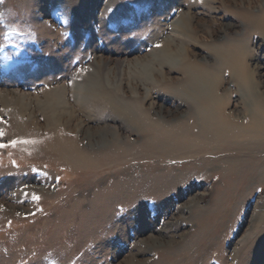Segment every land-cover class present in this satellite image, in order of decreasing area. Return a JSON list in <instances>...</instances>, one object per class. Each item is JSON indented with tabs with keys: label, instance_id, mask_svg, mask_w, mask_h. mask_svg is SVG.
<instances>
[{
	"label": "rangeland",
	"instance_id": "rangeland-1",
	"mask_svg": "<svg viewBox=\"0 0 264 264\" xmlns=\"http://www.w3.org/2000/svg\"><path fill=\"white\" fill-rule=\"evenodd\" d=\"M223 1L0 0V264H264V132L238 150L215 137L146 143L127 118L77 103L95 91L166 126L187 106L158 99V77L182 76L161 48L211 61L216 27L222 48L250 37L259 59L246 68L264 96V34L247 36L252 23L233 14L257 18L264 0ZM237 94L227 113L240 111Z\"/></svg>",
	"mask_w": 264,
	"mask_h": 264
},
{
	"label": "bare ground",
	"instance_id": "bare-ground-1",
	"mask_svg": "<svg viewBox=\"0 0 264 264\" xmlns=\"http://www.w3.org/2000/svg\"><path fill=\"white\" fill-rule=\"evenodd\" d=\"M238 1L239 0H224L223 5L226 8H230V6H236L238 8ZM263 9L261 10L262 14L257 16V18L253 17L251 12L243 9V11L237 10L233 13L236 16L249 19V21L252 23L251 27H248V30H245V34L247 32V36L250 33L252 37L256 32L264 34ZM182 22L185 25L181 27L180 32L182 33V37L183 34L188 36L192 35L185 20H182ZM196 29L197 28H194V30ZM224 29L228 28L224 26ZM217 30L218 29L216 27L212 28L209 34L208 32H205L208 35L207 38H211L213 42L211 44V49L213 50L212 53H214L212 54L214 59L211 61L207 55L190 51L188 49L190 44H186L188 47L187 49L186 47L181 49L179 46H176L177 48L172 50L170 48L171 45H164L161 48V52L165 56V60L161 62V65L165 64V62L174 61L176 67L170 69L167 66V69H170V73L172 71L174 72L173 69H179L182 76H180V79H178L175 77H170L168 76L169 74L165 73L158 77L160 80L159 85L156 87V90L159 94L158 99L161 98L163 101L165 99L166 101L168 100V102L170 100H175L178 107L181 105L183 107L187 106L186 111L183 112L182 115H173V117L170 118L172 121L169 120L165 124L166 126L159 123L157 124L154 121L148 122L145 111L141 109L138 110V108H134L131 110V112H128L122 107L120 108L111 105V100L109 98H105V96H102L101 94L97 95L95 91L93 92L95 95L93 94L94 96L92 99H79L77 103L85 110L87 108L93 107L96 112L98 111L99 115L101 114V118L107 120V123L111 122L114 124L115 121L121 117L127 118V120L132 123L133 130L135 129L139 134V139L146 141V143L154 141H160V143L164 141H171L172 143L178 144L181 142L184 143V141H186L195 144L197 141H206L215 137L214 140L216 139L215 141L219 142L220 144L225 143L227 146H237L238 148L236 150L239 148L244 149V147H242L243 145H248L253 148L255 145L253 140H257V137L262 135V132H264V96L259 94V92L254 89L255 86H253L251 83V78H254L253 76L256 74V71H249L246 68V65L248 62H257L259 59V54L255 51V48L253 49V42L249 40L250 37H244V35H242L240 32L237 33L236 37L231 40L229 44H227L225 47L223 46L224 48L220 47V44V46H216L214 43H218L221 39L220 36L218 37L217 35ZM189 38H191L192 41H196L195 38ZM206 43L207 42H205V44ZM205 46L207 45H204V48ZM115 61L113 59L110 60V58L104 59V63L106 65ZM171 64L173 67V63ZM227 81L237 85L235 91L230 88H226L225 90L221 88L224 87ZM244 84H248V86L246 85V89L250 87L248 93L243 90ZM132 85L134 86V84ZM135 87L140 89V86L138 85H135ZM236 93L239 94L240 105H242L240 107V111L234 109V112L227 113L226 110L231 103L232 95ZM163 94H167L166 97H160L163 96ZM94 99L95 103L92 104ZM110 108L115 113V115H110L108 117L106 112ZM132 112H135L137 119L131 116ZM158 114L162 115L165 113L162 112V109L160 108ZM88 116H90V113H88ZM62 117H58L57 120L60 121ZM67 122L70 123L69 121ZM65 127L66 126L62 128ZM118 127L120 128V125H118ZM54 128L59 129L57 126ZM82 128L83 133L85 132L84 134H88L87 136H89V140L95 139V133L94 135H89L91 130L89 124L84 125ZM212 129L217 134L213 135L211 133ZM101 133V137L107 142L112 141L111 143H116V141L119 140V137L117 136L119 134H113L110 130V125H105L101 129ZM245 138L248 141H245ZM238 141H241L242 143H238ZM258 226H260V222L257 224V226L255 225V227Z\"/></svg>",
	"mask_w": 264,
	"mask_h": 264
},
{
	"label": "snow or ice",
	"instance_id": "snow-or-ice-1",
	"mask_svg": "<svg viewBox=\"0 0 264 264\" xmlns=\"http://www.w3.org/2000/svg\"><path fill=\"white\" fill-rule=\"evenodd\" d=\"M0 136H2V133H0ZM17 143H18V141L13 140V141H11V146L15 147ZM19 143H34V142L33 141H26L25 140V141H19ZM8 146H9L8 144L0 143V149L6 148ZM36 199H38V197H36Z\"/></svg>",
	"mask_w": 264,
	"mask_h": 264
}]
</instances>
